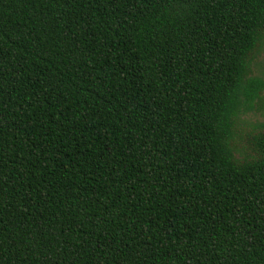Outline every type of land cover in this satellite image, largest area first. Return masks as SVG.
<instances>
[{
  "label": "trees",
  "instance_id": "16d2710c",
  "mask_svg": "<svg viewBox=\"0 0 264 264\" xmlns=\"http://www.w3.org/2000/svg\"><path fill=\"white\" fill-rule=\"evenodd\" d=\"M263 48L264 0H0V264H264Z\"/></svg>",
  "mask_w": 264,
  "mask_h": 264
},
{
  "label": "rangeland",
  "instance_id": "374dc122",
  "mask_svg": "<svg viewBox=\"0 0 264 264\" xmlns=\"http://www.w3.org/2000/svg\"><path fill=\"white\" fill-rule=\"evenodd\" d=\"M262 63H264V48L262 49V51L260 52V54L258 55V57L256 58V60L252 65V75H257L264 80V71L260 70V66ZM243 117L246 120H250V121L260 120L262 118L260 113L254 110L246 111Z\"/></svg>",
  "mask_w": 264,
  "mask_h": 264
},
{
  "label": "snow or ice",
  "instance_id": "6c2138e0",
  "mask_svg": "<svg viewBox=\"0 0 264 264\" xmlns=\"http://www.w3.org/2000/svg\"><path fill=\"white\" fill-rule=\"evenodd\" d=\"M260 70H261V71H264V63L261 64V66H260Z\"/></svg>",
  "mask_w": 264,
  "mask_h": 264
}]
</instances>
